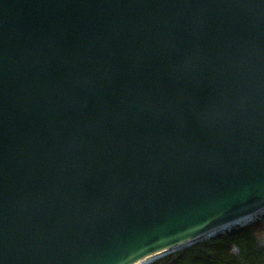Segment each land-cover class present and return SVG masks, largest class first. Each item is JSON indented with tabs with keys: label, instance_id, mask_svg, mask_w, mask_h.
I'll return each mask as SVG.
<instances>
[{
	"label": "water",
	"instance_id": "water-1",
	"mask_svg": "<svg viewBox=\"0 0 264 264\" xmlns=\"http://www.w3.org/2000/svg\"><path fill=\"white\" fill-rule=\"evenodd\" d=\"M264 216V0H0V264H152Z\"/></svg>",
	"mask_w": 264,
	"mask_h": 264
},
{
	"label": "trees",
	"instance_id": "trees-1",
	"mask_svg": "<svg viewBox=\"0 0 264 264\" xmlns=\"http://www.w3.org/2000/svg\"><path fill=\"white\" fill-rule=\"evenodd\" d=\"M152 264H264V216Z\"/></svg>",
	"mask_w": 264,
	"mask_h": 264
}]
</instances>
